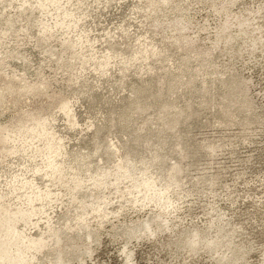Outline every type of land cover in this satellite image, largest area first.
<instances>
[{"label": "rangeland", "instance_id": "obj_1", "mask_svg": "<svg viewBox=\"0 0 264 264\" xmlns=\"http://www.w3.org/2000/svg\"><path fill=\"white\" fill-rule=\"evenodd\" d=\"M0 264H264V0H0Z\"/></svg>", "mask_w": 264, "mask_h": 264}]
</instances>
